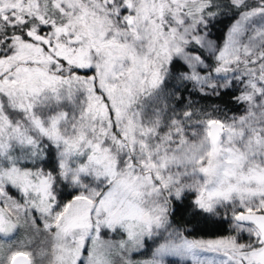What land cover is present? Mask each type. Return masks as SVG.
<instances>
[{
	"label": "snow or ice",
	"instance_id": "obj_1",
	"mask_svg": "<svg viewBox=\"0 0 264 264\" xmlns=\"http://www.w3.org/2000/svg\"><path fill=\"white\" fill-rule=\"evenodd\" d=\"M0 264H264V0H0Z\"/></svg>",
	"mask_w": 264,
	"mask_h": 264
}]
</instances>
